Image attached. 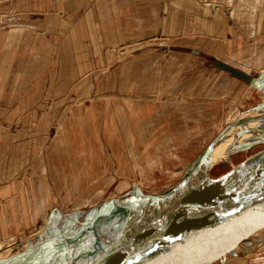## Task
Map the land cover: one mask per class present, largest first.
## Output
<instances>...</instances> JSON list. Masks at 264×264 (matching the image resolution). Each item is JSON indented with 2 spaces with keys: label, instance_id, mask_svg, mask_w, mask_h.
<instances>
[{
  "label": "rangeland",
  "instance_id": "obj_1",
  "mask_svg": "<svg viewBox=\"0 0 264 264\" xmlns=\"http://www.w3.org/2000/svg\"><path fill=\"white\" fill-rule=\"evenodd\" d=\"M246 2L253 13L261 10L264 14V0ZM260 19L263 21V17ZM182 28L167 35L156 33L153 40L128 31L118 37V43L88 46V58L81 47L67 45L60 55L64 63L56 61L43 66L46 77L42 81V93L32 100L26 98L25 110L35 111H24L22 120L32 124L34 138L48 135L51 155L47 158L45 149L43 159V154L35 160L30 153H9L3 161L0 159V171L3 166L5 171H13L4 178L19 182V194L25 191L26 203L37 202V224L0 241V264H95L135 218L119 215L118 202L130 195L158 196L171 191L186 177L183 172L175 171L195 164L223 128L242 115V109L232 113L230 89L233 87L235 95L242 98L248 88H253L228 73L210 68L208 64L216 59L214 56L201 52L196 57L188 53L186 49H196L195 45L181 41L183 37L176 31ZM58 34L60 38L61 32ZM256 40L264 41V32ZM246 41L253 44L249 39ZM258 46L255 55L248 48L239 51L242 60L245 58L248 65H253L247 71L253 75L259 71L257 68L264 67V45ZM59 50L53 48L50 59L57 60ZM82 55L93 65L85 71ZM66 59L72 62L67 63ZM183 68L186 75L182 81ZM29 82L31 78L16 84L20 88ZM208 94L214 98L207 99ZM258 94L263 102L264 93ZM7 100L6 96L0 99L1 104ZM17 100H11V105ZM120 100L123 104L140 100L161 104L162 118L154 130H146L149 135L145 138L132 137L131 133L135 132H129L128 128L123 132L114 110L109 115V105ZM75 113L81 118L80 123L76 122ZM41 114L44 118L40 119L48 125L49 132L47 128L45 131L38 128L41 124L35 119ZM19 116L16 112L3 116L5 127L0 122V130L10 133L13 125L9 124L15 123ZM4 148L10 152L11 147ZM260 150L261 147L231 157L233 165L223 162L209 172L210 178L215 180L226 174L243 162L245 155ZM38 166L47 169L46 183L39 173L35 175L33 169ZM4 178L0 176V182H6ZM30 190H36V194ZM263 226L264 221L240 237L247 236L246 242L253 239L254 243H260L264 240V229L259 230ZM210 255L204 249L193 257L192 264H222L220 260L213 261ZM226 260V264L244 262L233 255H227Z\"/></svg>",
  "mask_w": 264,
  "mask_h": 264
},
{
  "label": "crops",
  "instance_id": "obj_2",
  "mask_svg": "<svg viewBox=\"0 0 264 264\" xmlns=\"http://www.w3.org/2000/svg\"><path fill=\"white\" fill-rule=\"evenodd\" d=\"M246 1L0 0V99H4L5 96L8 98L6 104H1L2 101H0V122L2 123L3 116L13 115L15 112L20 115L15 123L9 124V126L13 125L10 133L0 130L1 161L3 158H7L9 153L12 155L30 153L35 160L40 159L41 154H43L41 159L44 158L45 149L47 158L51 155L49 144H47L48 135L38 139L34 138L32 124L28 122L29 120L23 121L25 117H23V113L24 111H35L32 108L25 110L26 98H37L42 93L41 85L46 77L43 66L46 67L51 62L54 64L56 61L64 63V59L60 61V55L67 45L81 47V51H85L88 58V46L97 44L100 47L102 45L106 47V45L118 43V37L128 31L130 34L139 36L142 34L141 36L145 35L144 37L147 39L153 40L156 33L167 35V33H171V30L175 31L174 29H180L183 26L184 30L182 28V30L176 31L181 34V38L183 37L181 40L184 41L183 43L190 46L195 45L194 49L200 53L214 56L226 64L240 67L246 72L251 71L249 68L253 65H248L249 62H245V58L242 60V54L240 55L239 51H246L248 48L255 55L259 49L258 44L264 45V41L256 40L259 34L264 32V14L261 10L253 13ZM165 9H168L167 13H165ZM260 17H263V21ZM181 20L184 21L182 26H180ZM191 24H193L192 28L189 27ZM59 32L62 34L60 38ZM75 39L76 41H74ZM248 39L253 44L248 45V41H246ZM244 43L248 46L241 45ZM53 48H61L57 60L50 59ZM81 57L86 63L83 64L82 70L90 69L93 66L90 64L91 62L84 59V55ZM66 61L67 63L72 62L71 59H66ZM22 65L25 67L19 69ZM257 69L259 70L257 74L264 73V67ZM185 70L186 68H183L180 71V74L183 73L182 81L185 80ZM30 78L31 83L29 82L27 85L19 88V84H16L24 80L28 81ZM233 86L235 85L233 84ZM260 86L261 89L253 88L251 90L248 88L242 98L235 95L233 87H231V96H229L231 102L229 103L233 110L232 113H238L240 109L244 112L245 109L253 108L259 102L261 103L262 98L258 96V93H264V82L260 83ZM10 97L13 101L18 99L17 102H14V106L10 103L13 102ZM207 97V99H211L209 94ZM109 107L111 109L109 115L114 110L117 123H122L120 126L123 132L124 128H128L129 132H135L131 133V136L140 137L139 139L149 135L147 131L155 129L163 114L161 104L143 102L142 100L127 101L124 104L121 100L117 103L114 101ZM225 107L227 108L228 104ZM14 108H19V111ZM40 118H42V114L35 119V121L39 120L37 124H41L38 128L43 131L47 128L46 131H48V125L44 124L45 121L42 120L44 116L42 119ZM74 118L77 123L82 121L77 113ZM149 119H152L151 123L147 124L146 120ZM234 121L235 119L230 122ZM212 122L214 124V121ZM3 126L5 127L4 124ZM46 145L47 148L44 147ZM3 147H11L10 152H6L8 150L4 148V153ZM36 164L39 165V163ZM2 168L3 171H0L2 178L7 177L8 173H13V171H5L4 166ZM33 170L35 175L39 173L42 176L44 183L48 181L45 166H38ZM2 180L7 181L0 182L1 242L8 240L17 231L21 234L22 229L25 231L29 225L37 224L38 219L37 202L32 204L25 202V191L19 194V182L15 180L12 182V179L5 178ZM30 193L35 195L36 190H30ZM34 195L31 196L30 202ZM253 241L251 239L246 242L245 238L237 241L233 253L228 255H233L234 259L244 261L236 262V264H264V240L260 243Z\"/></svg>",
  "mask_w": 264,
  "mask_h": 264
},
{
  "label": "water",
  "instance_id": "obj_3",
  "mask_svg": "<svg viewBox=\"0 0 264 264\" xmlns=\"http://www.w3.org/2000/svg\"><path fill=\"white\" fill-rule=\"evenodd\" d=\"M208 66L251 88L261 89L264 82V73L253 75L218 59ZM259 147L226 174L210 178L216 166L233 165L231 157ZM175 172L186 177L168 193L130 195L118 202L119 215L135 218L95 264H192L204 249L213 261L226 264L237 241L247 237L240 235L264 221V101L227 124L195 164Z\"/></svg>",
  "mask_w": 264,
  "mask_h": 264
},
{
  "label": "bare ground",
  "instance_id": "obj_4",
  "mask_svg": "<svg viewBox=\"0 0 264 264\" xmlns=\"http://www.w3.org/2000/svg\"><path fill=\"white\" fill-rule=\"evenodd\" d=\"M82 47L84 48V46H82ZM120 123H121V122H120ZM95 124H96V123H95ZM95 124H94V125H95ZM121 124H122V123H121ZM95 132H96V131H95ZM96 135H97V134H96ZM100 144H101V143H100ZM101 145H102V144H101ZM262 229H264V226L261 227V229H259V230L261 231ZM259 230H258V231H259ZM201 252H203V251H201ZM201 252H199V253H201ZM199 253H198V254H199ZM196 255H197V254H196Z\"/></svg>",
  "mask_w": 264,
  "mask_h": 264
}]
</instances>
